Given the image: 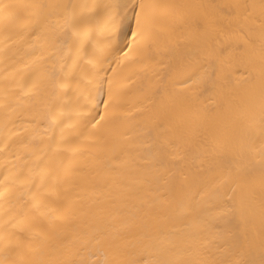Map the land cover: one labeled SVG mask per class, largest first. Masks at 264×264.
Segmentation results:
<instances>
[{
    "label": "bare ground",
    "instance_id": "obj_1",
    "mask_svg": "<svg viewBox=\"0 0 264 264\" xmlns=\"http://www.w3.org/2000/svg\"><path fill=\"white\" fill-rule=\"evenodd\" d=\"M144 2L158 30L124 60L135 18L112 20L139 0H0L6 264H264L261 0Z\"/></svg>",
    "mask_w": 264,
    "mask_h": 264
},
{
    "label": "snow or ice",
    "instance_id": "obj_2",
    "mask_svg": "<svg viewBox=\"0 0 264 264\" xmlns=\"http://www.w3.org/2000/svg\"><path fill=\"white\" fill-rule=\"evenodd\" d=\"M6 7H12V6H6ZM120 7V6H117ZM159 7V5L151 4V3H145L144 0H139V3L136 4H130L124 6L123 12H117L116 16L113 17L112 23L115 27H120L123 22L128 17V11L131 10L132 15L135 18V30L131 31L132 36V45L129 46V51L124 52V60L129 59V54L133 51V46H139L144 45L145 47L149 46L153 36L158 30L155 10ZM139 9V11H136V9ZM261 15L264 16V0H261ZM261 30L264 32V20L261 21ZM112 40L110 38V42L108 45V51L107 54H105L103 51L101 52L100 56L93 57V59L89 60L90 64L94 65L95 74H94V84H95V92L96 96L93 97V111H96L98 104L103 103L104 104V114L100 115L98 112L97 115H100V119L96 120V124H100L101 121L105 120V117L108 113V109L112 106V102L114 101V80L116 77V70L112 69L113 76L110 78L106 75L108 69L104 67V64L107 62L108 58L110 56L116 55L119 51H121L118 48L112 47ZM260 59L261 64L264 66V45L261 46L260 49ZM119 66V64H118ZM105 84H107V95L108 99L100 101L97 98L102 97L105 94ZM116 93H118V89L115 90ZM95 120V115L91 116L90 119L87 120V124H92V121ZM261 125L264 126V95H262V102H261V119H260ZM262 165H264V161H262ZM261 184L264 186V173H262L261 176ZM4 196V192H0V197ZM42 201H37L33 208L36 211H39L41 208L46 207ZM13 219L10 218L8 221H0V227H7L8 225L13 224ZM35 235L41 236L43 233L41 231L35 232ZM17 248H19V243L13 244L11 239L8 238V243L6 244L5 248L0 250L4 252H12L15 251ZM0 264H6L5 260L0 259ZM23 264H75V262L71 260H65V261H56V262H45L41 260H33V261H26L23 262ZM103 264H124L123 261L120 260H112L108 261L105 260ZM161 264H197L195 261L191 262H184V261H163ZM199 264H220V262L216 261H203L199 262ZM231 264H247L244 260H235L232 261Z\"/></svg>",
    "mask_w": 264,
    "mask_h": 264
}]
</instances>
